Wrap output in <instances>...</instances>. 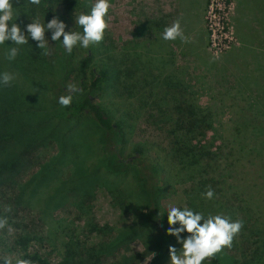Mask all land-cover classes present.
I'll return each instance as SVG.
<instances>
[{
	"label": "trees",
	"instance_id": "1",
	"mask_svg": "<svg viewBox=\"0 0 264 264\" xmlns=\"http://www.w3.org/2000/svg\"><path fill=\"white\" fill-rule=\"evenodd\" d=\"M62 4L70 11H87L82 0H42L39 7L28 0H13L20 16L16 23L27 35L26 25L39 12L49 22ZM1 46L0 54L5 52ZM60 46L56 50L61 55L53 62L31 39L22 46L20 61L0 55V73L15 77L9 86L0 84V218L8 220L1 229L0 257L51 264L31 248L42 244L52 231L65 239L62 257L55 264H138L153 252L157 256L152 264H163L169 247L178 246L176 238L166 234L167 212L160 199L170 194L174 185L191 183L187 190L190 210L205 218L222 215L243 222L231 248L204 262L264 264V226L247 228L244 219L238 218L237 213L243 210L234 209L238 206L234 202L240 185L232 180L238 174L235 169L246 168L242 175L250 173L249 164L264 171L262 149L250 147V152L257 153L250 154L248 147L242 148V141L225 138L229 131L226 115L217 126L218 111L199 98L201 89L192 86L188 74L177 68L170 71L161 57L152 56L144 45H137L134 52L121 51V56L102 53L101 45L90 46L78 63L77 86L82 91L77 93L67 92L74 59ZM145 50L150 55L146 60ZM69 94L71 105L61 106L59 97ZM107 94L112 95L108 102ZM256 111L257 118L263 120V110ZM244 115L240 110L227 116H238L241 121ZM139 118L165 131L169 146L150 154L148 145H135L133 155L124 158L122 150ZM234 130L237 134L240 127ZM49 147L56 149L54 154L25 178L34 154ZM135 155L140 156V164H135ZM209 187L214 192L212 199L204 196ZM99 188L107 191L114 207L125 212L134 209L136 220L119 229L98 224L93 203ZM65 206L84 220L88 233L99 237L96 243L88 244L76 236L75 221L54 217V212ZM8 230L11 237L6 236ZM187 235L185 232L181 238ZM251 239L253 249L248 253L245 244ZM135 241L142 244L143 251L129 253ZM229 249L237 254L227 258Z\"/></svg>",
	"mask_w": 264,
	"mask_h": 264
},
{
	"label": "rangeland",
	"instance_id": "2",
	"mask_svg": "<svg viewBox=\"0 0 264 264\" xmlns=\"http://www.w3.org/2000/svg\"><path fill=\"white\" fill-rule=\"evenodd\" d=\"M82 1L84 5L87 6L86 12L81 9L70 11L69 9L64 8L63 4L59 6L56 18L66 24V32L72 31L80 32L81 34L83 33L82 27L75 23L76 17L81 13L89 14L91 6L95 3V0ZM205 1L206 3L203 10V21L207 33V44L205 46V51L209 58L212 59V61L219 62L221 59H224V57L231 51L235 52L236 50L237 52H239L244 42H249L250 46L252 47V51L256 49L253 53L260 52L261 54L259 56H264V8L253 9L252 12H247L245 13V15H243L244 13H241V9L238 6L240 5L241 0H228L229 7L225 15L227 24L224 26L228 27L229 34H223L224 30L222 28V25L220 24V18L217 14H215L214 11H224L226 8L227 0ZM253 1L259 3L262 2V0ZM110 2L113 7L109 10V16L111 17V19L108 21L109 28L105 32L103 41L100 44L94 45H101L104 49H107L108 52H104L103 48L101 50L102 53H108L106 55L116 54V56H121L123 55V53L120 54L121 51H127L129 49L130 51L134 52V48L137 45H144L145 47H147L146 36L148 13L151 12V9L153 7L155 10H158L159 15L162 16V14L168 10V6H170L171 2L173 1L110 0ZM248 2L250 1L248 0ZM42 16L43 15L39 12L38 17L41 19V22H44ZM163 18L161 17V19ZM45 23H47L46 18ZM251 27L252 29H259V36H257V32L251 30ZM212 29L214 32L213 34ZM51 35V32H48L46 34V38L49 40V45L47 49L44 50L48 52L47 57L53 62L57 59V57L61 55V51L58 49L56 50V46H58V44H62L60 42L52 41ZM62 39L63 37H61V41ZM10 45L12 46V42H10ZM1 47L5 50V52L2 51V53L0 54L4 58L7 51V44L2 45ZM146 50L144 55L145 60L146 58H150V55H148L149 51L147 53ZM21 51L22 46H20V52L16 58V62L20 61L19 58ZM87 51L88 49L80 46L74 47L72 50V57L74 59L73 65L75 66V70L72 73V76L68 77V81L66 82L67 92L68 88L71 85H78V63L86 57ZM251 55L252 52L249 53L248 58H245L246 61L251 60V57H253ZM238 57L240 58L239 55ZM252 59H255V56ZM262 59L264 60V58ZM157 60L159 59H154L155 62H157ZM157 65L158 64L156 63L155 66ZM167 68L169 69L168 66ZM217 74V76H203L206 77V84L201 90H199L202 93V96L199 95V98L207 101V104L214 105L213 107L218 111L219 114L215 118V124L217 126H219L218 124L222 122L224 116L226 115L225 120L228 121L229 131H227V135H224L225 138L228 137L234 142L242 141V145H244L242 148L248 147L246 152L250 154H257L255 153L256 151L250 152V150H248L250 149V147L262 149L260 150L261 153H258L263 155L264 119L261 120L262 118H257L258 112L256 110L260 109L264 112V81H259L262 87L257 83V88L247 89L243 86H233L234 81L231 74L228 75V73L225 71H219ZM89 77L90 75L88 74V78ZM244 80L248 81L245 77ZM255 80L257 82V79ZM250 82L254 84L253 79H251ZM109 98L112 99L111 94H107V97L105 98L107 102ZM240 110L244 111L245 115H247V118H244V115V117L240 121L238 119V116H227L228 113L234 115L237 111ZM132 125L133 127H131L129 134L130 137L127 140L126 147H124V149L122 150L124 158H126L128 155H133L134 148L136 147L135 145H141L140 147L148 145L146 150L150 148L149 150H147L148 152H150V154H153L154 151H162L163 149L166 150L168 148L169 139L167 138L165 131L148 125L147 123H145L143 118H139ZM235 126L240 127V132H238L237 134L236 130H234ZM254 128L257 129L256 132L253 131ZM261 128L263 132H261ZM140 147L137 148L139 149ZM55 151L56 149L54 147H49L37 151L34 154V158L32 159L33 164L29 169L25 171L24 177L26 178L32 171H36L38 165L44 164L45 160L52 156ZM135 156L137 157V161L135 162V164H140V162H142L140 156ZM146 160L147 159H145L143 163H146ZM248 166L250 169V173L244 172L245 175H242L240 172L245 171L246 168L235 169L238 174H235L232 178V180L236 181V183L240 185L239 193L238 190H235L238 193V197L236 199L237 203L234 202V204L238 206H235L234 209L239 211L243 210L241 212H238L237 215L238 218L244 219L247 228L251 227V225L253 224H256L257 226H264V171L257 169L254 165L251 164H249ZM191 185V183L174 185L173 191L167 196L160 199V206L162 207V209L167 212V210L172 206H176L181 209L187 207V190ZM93 205L94 218L100 225L107 224L111 227L119 229L125 226H129L136 220L134 209L125 212L117 207H114L112 205L111 198L105 189L99 188L97 190ZM54 217L57 219L75 221L74 231L76 233V236L80 237L82 241L85 240L88 242V244H92L96 243L99 240L98 236L88 233L84 225V220L78 219L72 208H68L66 206L60 208L59 210L54 212ZM245 218H247L248 220L246 221ZM37 223L38 221L36 220V226L38 225ZM2 232L3 231L0 229V234ZM11 235L12 231L8 230L6 236L11 237ZM64 241L65 239L62 234L51 231L48 234L46 240L42 242V244H35L31 249H35L45 258H47V260L51 264H55L59 262L62 257ZM252 241L253 239L248 240V243L245 244L248 253H251L253 249ZM177 246V251H179L182 245L177 243ZM141 251H143V247L139 241H135L130 245L129 253H139ZM225 254H227L226 256L228 258L229 255H236L237 253L234 249H229L225 251ZM144 260L145 258L138 264H144ZM152 262L153 259L148 261V264H152ZM163 264H169V255L166 257L163 255ZM203 264H206V262H203ZM224 264L230 263L225 262Z\"/></svg>",
	"mask_w": 264,
	"mask_h": 264
},
{
	"label": "clouds",
	"instance_id": "3",
	"mask_svg": "<svg viewBox=\"0 0 264 264\" xmlns=\"http://www.w3.org/2000/svg\"><path fill=\"white\" fill-rule=\"evenodd\" d=\"M28 3L39 7L42 0H28ZM112 7L110 0H95L89 14H79L75 23L82 27V34L66 32V24L58 18L54 17L45 23V18L44 22H41V19L37 17L26 25L27 35H25V30L16 23L20 16L13 7V0H0V45L12 42V46H8L5 57L8 60H15L19 55L20 46L28 44L30 39L37 42L39 49H47L49 40L46 38V34L51 32V40L60 42L69 55L77 46L88 49L103 41L105 32L109 28L108 21L111 19L109 10ZM61 37H63L62 41ZM162 38L166 41L180 39L186 42L178 20L164 29ZM44 55H48V52L45 51ZM14 78L13 74L9 72L0 73V84L9 86ZM81 91L82 89L76 85H71L68 88L69 93ZM72 99L71 94L62 95L59 97L58 103L63 107H69ZM204 196L206 199H212L213 190L209 187ZM6 211H11V209L7 208ZM202 221L203 223H201ZM167 223L166 234L175 237L177 243L182 245L179 251L174 246L169 247V264H203L204 261L210 260L224 248H231L234 237L243 227V222L240 220L232 221L230 217L222 215L205 218L203 214L193 212L187 207L181 209L176 206L167 210ZM7 224V218H0V229H4ZM185 232L188 235L182 239L181 235ZM155 255L156 253L153 252L152 255L145 257L144 264H148V261ZM0 259L3 264H32L31 260L20 258H16L13 262L11 256L0 257Z\"/></svg>",
	"mask_w": 264,
	"mask_h": 264
},
{
	"label": "crops",
	"instance_id": "4",
	"mask_svg": "<svg viewBox=\"0 0 264 264\" xmlns=\"http://www.w3.org/2000/svg\"><path fill=\"white\" fill-rule=\"evenodd\" d=\"M172 1L171 5L168 6V10L162 16L153 7L151 12L148 13L147 48L152 56L161 57L170 71L176 68L183 70V73L188 74L191 84L195 88L202 89L205 86L206 77L203 76H217L219 71H225L228 75L231 74L234 81L233 86L235 87L257 88V83L260 84L259 81H264V60L262 59L264 56L260 57V52L253 53L256 49L252 51L248 41V43H243L239 52L236 50L235 52L231 51L219 62L212 61L209 58L205 51L207 44V33L203 21L205 0ZM249 1L241 0L240 5H238L241 13H244L243 15L252 12L253 9L264 8V0L260 3L253 0ZM177 20L180 22L186 42L180 39L175 41L164 40L162 38L164 29ZM251 30L257 32V36H259L258 28L252 29L251 27ZM251 52V56H255V59L251 57V60L246 61L245 58H248ZM244 77L248 81H245ZM251 79H253L254 84L250 82ZM255 79H257V82Z\"/></svg>",
	"mask_w": 264,
	"mask_h": 264
},
{
	"label": "built area",
	"instance_id": "5",
	"mask_svg": "<svg viewBox=\"0 0 264 264\" xmlns=\"http://www.w3.org/2000/svg\"><path fill=\"white\" fill-rule=\"evenodd\" d=\"M228 7H229V1L227 0L226 1V8H225V10L224 11H214L215 12V14H217L218 15V17L220 18V24L222 25V28H223V34H229V30H228V27H226V26H224V25H226L227 24V22H226V12H227V9H228ZM214 32H213V29H212V34H213ZM211 44H212V40H211Z\"/></svg>",
	"mask_w": 264,
	"mask_h": 264
}]
</instances>
